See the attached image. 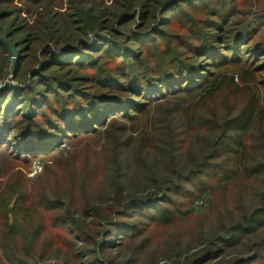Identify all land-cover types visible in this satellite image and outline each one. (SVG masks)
<instances>
[{"label": "rangeland", "instance_id": "rangeland-1", "mask_svg": "<svg viewBox=\"0 0 264 264\" xmlns=\"http://www.w3.org/2000/svg\"><path fill=\"white\" fill-rule=\"evenodd\" d=\"M36 1L0 0V10L7 8L13 11L0 20V37L9 42L15 51L14 58L10 51L4 54L6 61H2L0 56V69H3L0 82L10 70L2 89L5 86L21 87L22 80H27L38 69L43 46L54 45L46 35L50 31L44 24L50 16L55 22L57 36L61 37V46L70 43L74 47L81 43L79 40L90 41L97 32L102 35H118L117 31L122 36L131 34L141 20L136 18L130 24L120 26L118 16L124 11L123 0H42L44 11L41 15L37 13L41 0ZM236 2L237 11L229 18L226 34H229L228 29L234 33L240 29L241 23L246 25L257 17L255 20L259 23L257 29L260 32L253 42L263 38L264 0ZM78 8L91 13L90 21L102 13L101 19L106 22L96 25L97 28L92 31H85L79 22ZM182 10L191 13L197 21L205 17L194 13L190 5L183 4L171 13L172 18L181 19L179 13ZM15 17L18 20L13 22ZM176 20L165 29L173 43H179L177 46H182L180 49L184 50L182 43L185 42H180L176 35L186 36V40L192 35L191 41L195 37L185 25L188 22L185 17L181 23H176ZM216 31L214 27L210 28V32ZM10 33L13 36L6 38ZM28 36L35 38L30 50L35 60L21 67V77L16 78L17 52L11 41L17 42ZM187 51L192 61L204 59L189 49ZM108 59L102 57L97 61V67H102ZM75 67L71 74L76 77L74 83L83 86L95 84V80L89 82L79 78L90 73L86 72L87 68ZM210 69L216 73L229 71L228 68ZM262 73L264 75V71ZM258 75L261 80V74ZM261 81L258 88L264 92V82ZM195 93L199 91L190 94ZM247 98L243 92L233 93L225 84L210 93L182 102L170 96L165 101L153 103L146 112H132L136 113V121L118 116L111 125L98 126L93 132L77 136L70 134L50 153L38 152L34 162L40 161L43 168L35 175H30L33 164L30 167L29 163L14 160L8 156V151L1 153L0 264L9 256L22 259L25 264H127L125 262L135 257L136 247L144 239L147 240L146 250L138 254L139 260L134 264H188L209 247L216 248L211 246V242L226 237L231 226L242 222L259 206L264 192V172L252 178L228 175L226 181L219 180L226 177L225 171L231 166L217 146L224 134H228L224 131V124L246 106ZM132 123L137 125L132 127ZM246 139L247 145L256 147L254 156L264 162V118L252 120ZM193 169L203 171L197 175L195 182L201 180L213 184V188L199 199L186 196L194 190V186L181 177ZM165 177L183 186L178 187L176 192H169L168 184L163 190H156L157 195L169 192L166 201H158L156 205L178 211L176 220L170 225H162L138 214L134 217L121 215L120 219L125 217L122 218L125 221L134 219L141 232L136 231L137 235L126 237L123 244L116 247L101 246L104 238L107 239L103 231L112 227L110 222L117 217L115 213L123 208L125 202L150 196L153 192L151 188ZM18 196L22 197L20 204L16 203ZM40 198L52 200L58 208L37 215L33 203ZM21 200L27 201L22 203ZM17 206L20 210L16 213L13 209ZM185 210H190L191 214L183 218ZM24 215L26 218L23 219ZM55 217H63L67 221H56L59 224L56 227L53 223ZM40 223L46 227L41 235L37 232ZM256 251L264 256V228L248 235L238 245L224 247L216 259L206 264H230L236 258L251 256ZM254 264L264 263L258 261Z\"/></svg>", "mask_w": 264, "mask_h": 264}, {"label": "trees", "instance_id": "trees-1", "mask_svg": "<svg viewBox=\"0 0 264 264\" xmlns=\"http://www.w3.org/2000/svg\"><path fill=\"white\" fill-rule=\"evenodd\" d=\"M135 1L123 0L121 4L124 11L118 16L120 26L130 24L129 22L136 18L141 19L137 29H133L131 34L122 36L121 32L117 31L118 35L111 33L102 35L97 32L90 41L79 40L81 43L75 47L70 43L61 46L59 43L61 37L57 36L55 22L51 20V16L46 18L48 22L44 24L50 31H47L46 35L55 46L49 44L43 46L37 63L38 69L27 80L20 79L21 87L5 86L0 91V154L8 151L9 157L25 164L29 163L31 167L38 152H52L64 139L73 134L77 136L80 133L93 132L98 126L111 125L112 120L118 119V116L136 121L138 120L137 116L134 117L136 113L132 112H146L153 103L165 101L170 96L177 97L180 102L188 98L194 99L225 84L233 93L246 94L248 101L237 115L230 117L224 124V131L228 134L227 136L224 134L217 146L231 166L225 171L226 177L219 180L226 181L228 175L252 178L263 173L264 162L254 156L256 147L247 145L246 139V134L251 130L252 120L256 117L264 118V92L258 88V83L261 80L264 82L262 73L264 36L253 42L260 32L257 29L259 23L255 20L257 17H253L246 25L241 23L240 29L234 33L228 29L227 35L226 25L237 11L236 0ZM39 4L41 5L38 6L37 13L41 15L44 11L42 0ZM183 4L190 5L194 13L205 17L197 21L193 19L191 13L182 10L179 13L181 19H173L171 13ZM12 12L7 8L1 9L0 20L7 18ZM77 13L85 31L87 29L92 31L97 28L96 25L106 22L101 19L102 13L91 21V13H85L80 8ZM182 16L188 20L185 25L195 37L194 41H191L192 35L187 40L186 36L176 35L180 42H185L182 43L184 50L180 49L182 46H177L179 43L177 45L173 43L171 35L165 29L173 20H176V23L183 22ZM16 20L18 17H15L13 22ZM213 27L216 32H210V28ZM10 34L6 38L13 36V33ZM32 40L35 38L28 36L17 42L11 41L17 52L14 70L16 78L21 77V67L35 60L30 54ZM22 42L26 44L23 45ZM186 48L204 59L196 58L192 61ZM8 51L5 43L0 40L2 61H6L4 54ZM23 51L26 52L25 55L21 54ZM104 56L109 59L104 61L102 67H97V61ZM75 66L87 68L86 72L90 73L79 78L89 82L95 80V84L83 86L74 83L76 77L71 74L76 70ZM213 67L228 68L229 71L216 73L210 71ZM91 68L94 69L90 71ZM258 74H261V80ZM2 75L3 69H0V79ZM194 91L199 93L191 95L190 93ZM135 125L137 124L132 123V127ZM202 172L201 169H193L186 176L181 175L185 182L194 186V190L186 193V196L199 199L213 188V184L207 181L200 180L198 183L194 181ZM166 184L169 192H176L178 187L183 186L165 177L151 188L153 192L150 196L125 202L123 208L115 213L117 217L110 222L112 227L103 231L102 234H105L107 239L104 238L101 246L105 244L104 246L116 247L123 244L126 237L137 235L136 231L141 232L134 219L131 218L129 221L122 219L128 215L134 217L138 214L157 224H172L178 216V211L164 205H156L158 201L165 202L168 197L169 192L162 195H157L156 192L163 190ZM21 198L20 196L16 198L17 204H20ZM26 201L21 200L22 203ZM33 204L35 213L40 216L42 212L58 208L55 202L45 198H40ZM19 207L13 210L17 213ZM190 214V210H185L182 217ZM121 215L125 217L120 219ZM22 218H26L25 215ZM53 220L56 227L59 226L56 221H67L63 217H55ZM262 228L264 192L259 206L245 216L242 222L231 226L226 237L222 236L211 242V246L216 248L209 247L204 254L193 258L188 264H206L216 259L224 247L238 245L248 235ZM45 229L44 223H40L37 228L38 234H43ZM146 242L144 239L136 247L135 257L125 263L134 264L139 260V255L146 250ZM258 261L264 263V256L256 251L251 256L236 258L230 264H254ZM3 264H25V261L9 256Z\"/></svg>", "mask_w": 264, "mask_h": 264}, {"label": "water", "instance_id": "water-1", "mask_svg": "<svg viewBox=\"0 0 264 264\" xmlns=\"http://www.w3.org/2000/svg\"><path fill=\"white\" fill-rule=\"evenodd\" d=\"M0 40L3 41V43H5V45L8 47V49H9V51H10V54H11L12 58H14V57H15V51H14L12 45H11L9 42H7L4 38H2V37H0ZM13 65H14V61H13V63L11 64V66H13ZM9 74H10V70H8V71L6 72L5 76H4L3 79L1 80V82H0V90L2 89L3 85H4L5 82L7 81V78H8V76H9Z\"/></svg>", "mask_w": 264, "mask_h": 264}, {"label": "built area", "instance_id": "built-area-1", "mask_svg": "<svg viewBox=\"0 0 264 264\" xmlns=\"http://www.w3.org/2000/svg\"><path fill=\"white\" fill-rule=\"evenodd\" d=\"M43 166L40 161L33 162L30 175H35L42 170Z\"/></svg>", "mask_w": 264, "mask_h": 264}]
</instances>
